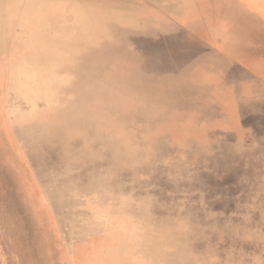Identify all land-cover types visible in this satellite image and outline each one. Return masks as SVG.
Returning <instances> with one entry per match:
<instances>
[{
  "label": "bare ground",
  "instance_id": "obj_1",
  "mask_svg": "<svg viewBox=\"0 0 264 264\" xmlns=\"http://www.w3.org/2000/svg\"><path fill=\"white\" fill-rule=\"evenodd\" d=\"M89 1L0 0V88L8 87L18 102H26L34 109L37 103L47 102L55 105L58 112L85 115L86 124L106 122L118 130L134 129L131 136L121 140L135 142L136 150L129 156L119 154L110 164L109 174L97 170L102 196L112 198V185L119 188L115 194L119 204L112 210V221L92 228V237H87L82 246L68 247V255L77 261L73 264H171L187 249L191 253L186 251L185 259L178 264H221L222 256L230 254L240 257L232 264H245L244 260L246 264L259 263L255 254L247 260L231 249V244H240L256 250L252 243L264 241V232L253 233L248 219L242 221V229L234 230L228 226L235 218H218V208L205 210L201 222L189 210L183 212L181 206L185 196L195 195L193 188L201 185L202 171L211 181L225 175L232 184L231 168L242 162L248 163L245 171L249 176L241 187L232 191L226 184L219 189L208 184L205 192L196 194V200L205 198L219 207L226 200L236 208L240 206V213L244 207L264 204V198L254 197L264 188L263 180L254 174L258 165L255 149L258 147L259 158V149L264 146V121H256L257 128L253 129L247 116L235 113L245 108L253 112L247 102L258 93L263 96L260 105L264 106V0H199L196 4L194 0H122L138 17L127 12L118 18L119 23L114 20L122 10L119 4L105 14H77V7ZM163 9L168 11L172 24L160 12ZM137 22L144 25L141 31L136 29ZM199 38L205 39L204 47L198 46ZM243 70L253 73L252 78L243 77ZM254 74L260 78L255 80ZM28 75L31 83L23 79ZM42 87L45 92L36 96ZM9 97L4 93V98ZM22 116L24 113L18 114V119ZM156 123L157 132H150L148 128ZM177 139L178 144L172 143ZM140 145L148 148V153L137 155ZM111 146L110 142L103 151ZM162 147H169L170 152L160 154ZM98 155L101 156L95 152ZM133 156L138 159L129 166ZM260 159L264 160V155ZM140 165L152 168L149 187H158L154 191L160 195L145 198L144 204H153L154 209L148 211L153 216L152 224L163 222L166 229L158 233L143 225L141 233L127 236L126 226L121 223L127 214L122 209L120 189L138 191V180L145 178L139 172L142 167L137 168ZM191 165L193 170H185ZM112 173L118 177H111ZM161 185L172 192L159 190ZM170 185L179 192L175 193ZM144 192L145 197L148 192ZM132 203L141 206L139 202ZM43 213L52 215L48 209ZM180 219L189 226L182 228ZM258 223L264 226V214ZM181 229L183 234H179ZM103 231L107 235H100ZM89 239L99 240L102 248H92ZM170 244L174 248H166ZM213 245L222 246L221 251L215 252ZM121 249L128 250L129 255L120 256ZM104 258L110 261L104 262Z\"/></svg>",
  "mask_w": 264,
  "mask_h": 264
},
{
  "label": "rangeland",
  "instance_id": "obj_2",
  "mask_svg": "<svg viewBox=\"0 0 264 264\" xmlns=\"http://www.w3.org/2000/svg\"><path fill=\"white\" fill-rule=\"evenodd\" d=\"M198 1L199 0H194V3L196 4ZM118 4L122 6V10L119 16L114 18L117 22L118 18L121 15H125L127 12H133L138 17L137 13L125 5L122 0H90L87 5H79L76 12L79 15H86L87 13L91 15L93 12L105 14L107 11L115 9H110L111 6ZM176 7L179 8L180 6ZM160 12L166 16L167 20H170L169 23L172 24L171 18L167 15L168 11L163 9L160 10ZM143 27V23H136V29L141 31ZM155 36L159 38L156 29ZM197 41L200 48L205 46L204 38H202V40L199 38ZM129 48L134 49V46L130 45ZM212 50L214 49L212 48ZM64 55L69 57V54ZM242 72L243 77L252 78L253 76V73L247 70H243ZM47 76L48 74L46 77ZM254 76L255 80L256 78L257 80L260 78L258 75L256 76V74H254ZM23 79L26 83L32 82L31 75ZM41 80H43V77ZM45 80L47 81V78H45ZM44 92L42 87L36 91L35 95L38 96V94H43ZM4 93L6 95L9 93V99L4 98ZM166 97L167 96L164 98ZM16 98V94L13 93L12 90L8 92V87L0 88V110H2V114H0V174L2 173L0 175V264H73L77 261L73 260V256L68 255V247L82 246V244H85L84 241L87 237H92V235L91 237L89 235L92 228L103 227L106 223L112 221L110 218V216L113 217L112 210L119 204V202L115 201V194L118 193L117 189L119 188L112 185L113 188L110 190L112 198L102 196L98 191L99 183L97 181V174L99 173L97 170H105V174H109L110 164L116 160L119 154L129 156L136 150L135 142L133 144L131 142L123 143L121 140V137L131 136L134 129L120 128V130H118L119 127L107 124L106 122L86 124L85 115L83 114L76 113L77 115H74L67 112H58L59 109H57L55 105H49L47 102L37 103V107L34 109L26 102L21 104ZM252 98L253 99L247 102V106L251 108L253 112H249L248 108L247 110L245 108L238 109L235 113L237 116H247L248 120L251 122L249 123L251 127L256 129L257 127L254 123L259 120L264 121V106L262 107V105H260L263 96L261 93H258ZM22 113H24V116H22V119H18V114ZM156 128L158 129V123L152 124L148 130L155 133L157 132ZM259 131L260 130H255L254 132L258 133ZM91 140L95 141L93 145L89 144ZM119 141L121 143L118 144ZM110 142L114 146H111L107 149L108 151L104 152V147ZM173 142L178 144L180 141L177 139L172 141V143ZM147 143L150 144L152 141L148 140ZM149 144L146 146L149 147ZM141 147L137 155H142L144 152L148 153V148H145V146ZM95 152H99L101 156L98 155L99 157H96ZM158 152L160 154H167L170 152V148L168 147L167 149L162 147ZM259 152L260 156L258 158L257 147L254 157L258 161V165L254 174L259 180H263L264 183V160L260 159L264 155V146L260 147ZM218 155L220 157V154ZM4 157L5 159H3ZM132 158V162L129 159L130 161L128 163L131 162L129 166L134 165L138 159L134 156ZM163 163L165 166L168 164L167 161ZM247 165V162H242L231 168L233 169V174H231V176H233L232 178L234 180L232 184H228L229 180L227 181L225 175L219 180L211 181L210 176L202 171L200 174L201 185H197L193 188L195 195L185 196L183 198V203H185L181 206L183 212H187L186 209L189 210L192 216L200 217L202 222V220L205 219L203 216L205 210L215 211V209L218 208L219 212L216 211V216H218V218H235L233 225L231 224L233 221L229 222L228 228L234 230L242 229V221L248 219L249 223L252 225L250 227L253 233L264 232V226L258 223L261 215L264 214V204L260 202L256 207H254V205L244 207L240 213L238 210H241V207L237 206L236 208V205L232 202H226L225 200L220 203L221 207H219L210 204L208 199L202 198L197 201L195 198L198 192H205L206 185L208 184H211L217 189L221 188L223 184H226V188L232 191H234L236 186L241 187V183L247 181L249 176L248 173H246L247 171H245ZM137 168H141L139 172L145 177L138 180V191L136 189L131 190L130 188H128V191L123 188L120 189V195H122L124 199L122 202V209H124L127 214L126 219L121 221V223L126 226L124 231L127 236L131 232L139 234L142 232L143 225H145L154 228L158 233H163L166 229V225L163 222L152 224V221H154L153 216L148 211L149 209H154L153 204H144L145 198L148 196L152 197L155 193V195H159V192L154 191L158 187H149L152 181L148 183V181H150L148 177L152 168L146 167V165H140ZM193 169L191 165L185 170ZM92 174H95V178L92 177ZM10 175L16 177V179L11 178ZM111 177L117 178L118 175H113L112 173ZM28 181L31 182V185ZM15 182H18V184ZM157 185L159 186V183ZM164 186L165 185H161L159 190H164L167 193L168 190L170 193L172 192L167 186ZM169 188H174V186L170 185ZM144 190V193L148 192V195L145 197L144 194H142ZM177 190L174 188L175 193L179 192ZM17 191L20 192L18 193ZM260 191L254 194L255 198H264V188ZM16 192L17 194H15ZM127 194L131 196V200L126 196ZM182 195H186V193H182ZM160 198H162V201H165L164 199L167 200V197ZM22 199H24V201ZM133 201L141 203V206H134L132 203ZM39 208L41 209L39 210ZM45 209L50 210L52 215L48 216L44 214L43 212ZM54 209L58 210L55 211ZM199 209H201V214L199 213ZM139 213H141L142 216L139 215ZM154 215L157 216V214ZM242 216L243 218H241ZM179 222L182 223V228L189 226L183 219H180ZM182 230L183 229H181L179 234H183ZM70 233L73 235L70 236ZM100 235H107V232L103 231ZM199 237L200 236L193 239V241H196ZM88 241L92 248H102L99 240L89 239ZM252 244L256 245V250L250 248L248 245L240 244L238 246L231 244V249L237 250L240 254L245 256L247 260H251L252 256L255 254L260 260L259 263L255 262L254 264H264V241L257 240ZM174 246V244H170L166 248H174ZM61 249L64 252H61ZM213 249L215 252H220L222 246L213 245ZM186 251L191 253L189 249ZM186 251L180 252L171 264H178L180 261L184 260L187 253ZM118 254L120 256H127L129 252L128 250L121 249ZM103 260L104 262L110 261L107 258ZM239 260V256L230 254L225 257L222 256L221 264H232L237 261L239 262ZM244 261L246 264V260ZM190 264L196 263L191 262Z\"/></svg>",
  "mask_w": 264,
  "mask_h": 264
}]
</instances>
